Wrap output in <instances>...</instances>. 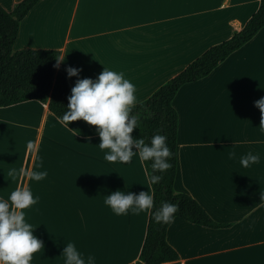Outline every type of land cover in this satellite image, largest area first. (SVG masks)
I'll return each mask as SVG.
<instances>
[{
    "label": "crops",
    "instance_id": "1",
    "mask_svg": "<svg viewBox=\"0 0 264 264\" xmlns=\"http://www.w3.org/2000/svg\"><path fill=\"white\" fill-rule=\"evenodd\" d=\"M21 1L0 3L12 11ZM259 6L260 0H40L21 21L14 50L58 49V70L71 89L107 66L135 85L139 103L243 29ZM69 66L82 69L78 77L67 75ZM262 97L264 27L173 99L175 189L232 224L211 228L175 217L167 239L181 264H264V129L255 103ZM99 143V134L80 136L67 127L48 103L0 106V198L7 200L18 185L39 197L24 210L44 242L31 264H64L69 241L85 258L95 255L97 264L139 260L150 211L118 216L104 200L118 189L153 195L145 164L138 155L109 162ZM248 152L260 160L244 167L240 158ZM21 168L48 175L35 181Z\"/></svg>",
    "mask_w": 264,
    "mask_h": 264
},
{
    "label": "trees",
    "instance_id": "2",
    "mask_svg": "<svg viewBox=\"0 0 264 264\" xmlns=\"http://www.w3.org/2000/svg\"><path fill=\"white\" fill-rule=\"evenodd\" d=\"M39 1L22 0L12 11L0 3V106L35 99L48 103L51 112L62 121L63 113L68 110L71 87L67 77L58 70L60 51L52 48L14 50L21 21ZM262 27L264 0H260L258 10L243 29L235 31L229 39L209 47L149 98L133 107L132 114L138 117L139 127L131 135L134 138L144 136L146 142H150L151 137L159 132L167 136V143L173 152L172 167L160 174L162 178L158 183H151L150 162H144L153 190L154 208L149 213L146 237L136 264H181L177 250L167 239V231L172 221L159 223L153 219L154 211L165 201L178 205L174 218L180 217L211 228H228L232 225L215 220L196 198L175 189L178 112L173 105V99L183 85L209 76L231 53L249 42ZM68 127L80 136L98 134L97 126L90 125L83 119L69 122Z\"/></svg>",
    "mask_w": 264,
    "mask_h": 264
},
{
    "label": "clouds",
    "instance_id": "3",
    "mask_svg": "<svg viewBox=\"0 0 264 264\" xmlns=\"http://www.w3.org/2000/svg\"><path fill=\"white\" fill-rule=\"evenodd\" d=\"M66 71L69 77H78L82 69L69 66ZM135 91V85L123 73L106 66L95 79L86 77L76 80L68 97V110L61 119L67 127L69 122L79 119L97 126L96 132L100 137L98 147L107 149L104 159L109 162L129 163L136 155L141 162H150V180L155 184L161 180L160 174L172 167L173 152L167 143V136L159 132L151 137L150 142H146L144 136L134 138L131 135L139 127L138 117L132 114L136 103ZM255 103L261 111L259 127L264 129V97ZM259 160L258 154L248 152L240 158V163L249 167ZM19 173L35 181L48 175L47 170L25 172L23 168ZM260 195L261 201H264V192ZM38 200L39 197L34 196L30 187L19 185L7 200L0 198V264H31L34 253L44 248V242L34 234L35 228L26 220L24 211ZM104 203L118 216L129 212L139 215L154 208V198L149 190L136 194L118 189L105 195ZM177 210L178 205L165 201L154 211L153 219L159 223H169L174 220ZM61 256L65 258L64 264H97L95 255L90 254L85 258L71 241L66 243Z\"/></svg>",
    "mask_w": 264,
    "mask_h": 264
}]
</instances>
